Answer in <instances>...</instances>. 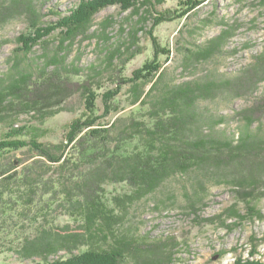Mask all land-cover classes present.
Segmentation results:
<instances>
[{
  "label": "trees",
  "instance_id": "16d2710c",
  "mask_svg": "<svg viewBox=\"0 0 264 264\" xmlns=\"http://www.w3.org/2000/svg\"><path fill=\"white\" fill-rule=\"evenodd\" d=\"M163 2L77 0L67 15L44 23L32 0H0V28L20 17L28 28L16 38L18 46L9 59L11 66L0 76V123L28 115L43 122L61 111L74 94L83 97L85 107L81 116L70 122L60 143H42L39 139L45 130L33 125L15 126V122L1 136V254L38 259L33 264H172L178 242L139 237L121 228L131 206L170 178L195 170L205 176L211 174L218 185L233 187L236 202L229 209L232 218L264 220L257 208L264 199V132L262 128L255 132L250 129L260 122L264 101L234 115L243 123L236 138L217 130L225 123V116L207 115L200 106L223 93L233 98L251 95L256 74L263 73L264 56L256 57L255 64L245 67L237 77L213 73L171 85L162 81L157 58L158 52L168 56L169 51L161 50L158 44H154L153 60L130 78L124 76V70L138 55L137 48L122 59L121 49L118 52L117 46H111L102 52V64L91 65L83 74L75 65L66 64L71 48L91 39L88 32L98 12L119 6L122 12L131 10L135 16L140 15L143 5L147 18L137 25L150 18L146 33L152 39L155 28L174 16L154 9ZM111 24V19L101 24L103 40ZM136 28L143 31L140 26ZM53 33L58 44L51 50L45 39ZM4 43L0 42V48ZM207 45L190 57L205 60L220 50L216 41ZM37 46L43 47L44 63L36 69L24 66V62L30 64L27 56ZM104 72L114 77L115 86L102 94L103 110L97 114L95 87ZM148 84L151 87L144 95ZM124 86L132 94L131 104L140 103L139 111L117 118L111 125L101 123L119 111L114 100ZM24 148L37 158L20 162L23 166L19 170L2 159L6 153ZM115 184H124L126 189L108 199L105 187ZM240 203L245 207L243 215ZM189 207L197 209L194 203ZM65 220L71 223H63ZM223 220L218 219L219 225H225ZM260 243L264 244V238H251V259L237 264H263L254 259Z\"/></svg>",
  "mask_w": 264,
  "mask_h": 264
},
{
  "label": "rangeland",
  "instance_id": "374dc122",
  "mask_svg": "<svg viewBox=\"0 0 264 264\" xmlns=\"http://www.w3.org/2000/svg\"><path fill=\"white\" fill-rule=\"evenodd\" d=\"M32 1L43 16L44 23L57 21L77 4V0ZM140 9V15L135 16L131 15V10L122 12L119 6H110L98 12L93 17L88 32L89 35L92 34L91 39H86L81 44L76 43L66 57V64L70 67L75 65L80 74H83L91 65L102 64L105 56L102 52L111 49V46H117L118 52L121 49L122 59L137 48L138 55L127 63L124 70V76L130 78L135 70L153 60L154 44H158L161 50L169 51L168 56L158 52L157 58L161 64L162 81L171 85L213 73L227 78L237 77L245 67L255 64L256 57L264 56V0H165L162 4L155 5L154 9L157 12L169 11L174 16L155 28L152 39L146 33L151 26L150 18L144 25H139L143 31L136 30L139 27L137 24L147 18L144 17L145 7L141 5ZM107 19H111L112 24L108 25L107 36L103 40L100 27ZM27 30L24 17L14 19L0 28V42L5 41L0 48L1 77L11 66L9 59L18 46L16 38ZM57 38V34L53 33L45 39L49 49L53 50L57 46ZM210 41H216L220 45V50L213 57L205 60L190 57L206 48ZM43 52V47H35L27 56L30 64L24 62L23 65L33 69L42 66L45 61ZM255 79L251 95L233 98L223 93L214 100L200 104L201 110L207 115L225 116V123L217 127L219 132L236 138L243 123L234 115L255 105V102L264 101V69L263 73L256 74ZM114 80L108 72H104L96 83L97 114H102L101 96L105 91L114 89ZM150 87L151 84H148L144 95ZM128 88L122 87L114 100L119 111L109 114L100 120L101 123L111 125L117 118H128L139 111L140 103L131 104L132 94ZM62 106L61 111L43 122L31 115L5 119L0 123V138L15 122V126L33 125L45 130L44 136L39 139L42 143L54 145L62 142L70 122L84 112V99L79 94H74ZM256 106L259 105L256 103ZM260 117V122L253 123L250 128L253 132L261 128L264 132V113ZM36 158L33 152L24 148L6 153L2 159L19 170L23 166L20 162L26 164ZM105 189V195L110 199L111 196L124 192L126 187L124 184H115L108 185ZM235 202L232 186L218 185L211 174L205 176L195 170L170 178L157 191L131 206L121 229H127L139 237L178 242L176 261L172 264H237L250 258L253 248L251 238L259 241L264 238V220L239 221L232 218L229 209ZM192 203L196 204V210L189 207ZM238 208L240 214H245L244 204H238ZM257 208L264 215V199L257 203ZM218 219H226L223 223L225 225H219ZM65 222L71 223L69 220L63 221ZM59 255L63 256L64 253ZM254 259L264 264L263 243L258 245ZM35 262L38 259L22 260L11 253H0V264Z\"/></svg>",
  "mask_w": 264,
  "mask_h": 264
}]
</instances>
